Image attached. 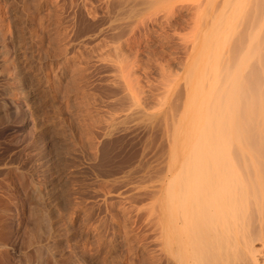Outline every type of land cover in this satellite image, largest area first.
<instances>
[{"label": "rangeland", "instance_id": "obj_1", "mask_svg": "<svg viewBox=\"0 0 264 264\" xmlns=\"http://www.w3.org/2000/svg\"><path fill=\"white\" fill-rule=\"evenodd\" d=\"M3 41L12 67L11 76L0 72V224L6 223L0 232L14 256L8 263L21 264L19 255L33 251L27 238L30 180L45 196L46 180L57 178L56 170L73 164L72 158L87 168L68 177L64 187L72 199L51 210L57 213L52 222L75 230L67 228L71 241L100 256V264H178L166 260L162 247V188L175 173L195 167L192 103L201 94L224 105L226 126V76L240 61L251 105L264 54H247L264 51V0H0ZM204 50H213V57L196 63ZM213 83L217 89L210 93ZM12 100L14 111L5 106ZM52 147L66 156L48 170L40 158ZM217 157L222 168L208 164L198 175L203 182L223 176L216 191L226 205V150ZM203 186L186 189V201ZM246 200L236 227L240 220L246 231H239L250 233L261 214L256 202ZM58 242L57 254L64 245ZM254 245L264 264V225Z\"/></svg>", "mask_w": 264, "mask_h": 264}, {"label": "bare ground", "instance_id": "obj_2", "mask_svg": "<svg viewBox=\"0 0 264 264\" xmlns=\"http://www.w3.org/2000/svg\"><path fill=\"white\" fill-rule=\"evenodd\" d=\"M212 51L206 52V50H204L202 59L195 60L196 63H204L205 59L213 57L214 53ZM254 54L261 56L264 54V51L259 48L257 51L248 52L247 58ZM8 55V46L3 41L0 44V72L7 77L11 76L12 68L8 60ZM244 64V61H240L233 71H229L226 76V96L222 103L226 105V126L221 120L222 113H220L224 105L219 104L217 101L213 100L212 97L211 99L210 97L206 99L205 92L201 94V98H197V100L192 103L194 111L196 110L194 119L198 122L192 133L194 141L192 144L193 156H191L194 158L193 161H191L192 163L195 162V167H193L192 171L185 170L178 174L175 173L171 180L168 178V181L162 188L161 194L162 221L160 227L161 233L163 234L162 247L167 261L175 260L178 264H259L258 261L262 260L260 259L261 257H258L260 250L255 247L254 242L263 237L264 225V62H261V80L258 85H256L254 81V88L251 94V105L249 102L250 98L244 99L245 82L243 76L240 74ZM217 70L218 69H216V71ZM214 73L215 75L219 74V72ZM201 75L203 76V74ZM6 79L7 78H5V80ZM216 80L217 77L214 82H216ZM6 82L7 81H5V83ZM7 84H5L6 90L8 88ZM213 84L214 85H209L208 91H211L210 93L217 89V83ZM199 86H201V84L196 87ZM193 88L196 89L195 87ZM10 92L12 93L11 90ZM12 101H9L6 105L5 102L4 105L8 110L13 109L14 111L17 109V105ZM3 117L4 113L0 112V123ZM200 118H202L201 122H199ZM3 121H6V119H3ZM203 121H205V123ZM249 122L252 123L249 124ZM247 124H249V126ZM246 125L249 127L248 132V127H246ZM251 125L252 127H250ZM246 132L251 138L250 139L248 136V141H245L246 138L243 139ZM240 142L242 144L237 147L238 151H236L235 146L236 144H240ZM53 144L56 145L57 143ZM43 147L44 146H42V148ZM57 149V147H52L51 151L48 150L49 152L44 153L41 158L39 157L42 164L44 163L48 170L53 169L52 164L55 160H59L63 156H66V154L60 152H63V150ZM225 150L226 200L224 199V201H226V205H224L220 193L216 191L219 186L218 182H220L221 179L223 180V176L221 177V175H219L203 182L198 175V171L202 170V168H206L208 164H210V166H208L210 169L211 167L215 168V165H217L218 168H222L224 164L217 155L225 152ZM75 153L76 152H72V154H69L77 159L78 153ZM68 157L69 156L65 158ZM78 159H80V157H78ZM71 160L73 164L71 163L70 166L65 165L66 167L63 166V168L60 166L61 168L57 170L54 168V170L57 171V173H55L57 178L52 176V179L48 177V180L44 179L46 182L43 180L47 190L45 196L38 193L35 184H32L30 180V186L28 187H30L29 192L33 199V207L31 208V205H29L30 213L32 214L30 215V217H32V223H30L31 221L29 220V224L32 225L29 227L32 230L30 229L29 231V233H31L30 236L26 237L33 251H29V249H31L28 247L29 245L26 250L33 254H29V252L25 253V251L21 253L23 254L19 255L21 264H59V262L63 264H100V261L102 262L100 259L101 257L96 253H92L93 251L89 253L91 249L88 253L85 251L83 252V249H80L81 246L79 247L71 241V232L68 231L70 228L67 227V230L65 227L67 224L63 228V226L57 222L58 220L52 222L53 218L50 217V215L53 214L51 212L57 208L58 203L61 201L63 202V200L66 201V199L68 200L69 197L67 196L71 198V194L67 195L66 193L65 188L67 186L64 187L69 180L68 177L70 175L76 176V174L84 173L87 168L86 163L82 160L76 161L74 159L76 162L72 158ZM6 170L9 171L8 169ZM46 171L44 172L46 173ZM16 172H14V174ZM7 174L9 175V172ZM4 176L5 175H3V177ZM23 180H25V178ZM222 180L221 182H223ZM199 183L204 185L202 191H200L192 201L187 202L185 199L186 189L188 190L190 186H195ZM1 195L2 193H0V196ZM249 197L252 199V202H256L259 213L261 214V219L257 230H252V228L250 233H247L248 231L243 233L241 231L245 229H241L240 220L237 221V228L236 220L239 216H244V214L241 213L243 212L241 208L245 206V201H247L246 198ZM63 204L59 205L63 207ZM4 209L1 208L2 211H0V213L3 212ZM238 211L241 215L238 214ZM245 211L247 212V209ZM56 215L57 213H55L54 216L56 217ZM1 217L3 218L2 215ZM241 217L240 219L242 220ZM0 222H2V219ZM5 224L6 223L0 224V230L2 228L3 232L6 229L4 228ZM64 224L62 223V225ZM70 231L73 230L70 229ZM75 234L76 232L73 235L75 236ZM75 237L77 238L78 236L76 235ZM1 238L6 237H3L0 232V239ZM56 241H59L58 243L63 242L62 244H64L63 246H61L62 244L58 245V247L61 246L59 250L61 253L58 252V254L56 253L57 248H55L56 250L53 249ZM77 241L75 240L74 242L78 243ZM25 242L27 243V241ZM8 247L4 239L3 241L1 239L0 264L8 263V260L14 257L12 256L13 254L10 253L11 251ZM96 248H94V250ZM96 251L97 250L94 252ZM59 254L65 256L62 262L60 260L62 255L60 258ZM23 261L27 263H23ZM10 264L16 263L13 262Z\"/></svg>", "mask_w": 264, "mask_h": 264}]
</instances>
